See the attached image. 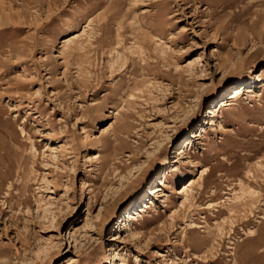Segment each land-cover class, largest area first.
<instances>
[{"label":"rangeland","instance_id":"374dc122","mask_svg":"<svg viewBox=\"0 0 264 264\" xmlns=\"http://www.w3.org/2000/svg\"><path fill=\"white\" fill-rule=\"evenodd\" d=\"M0 264H264V0H0Z\"/></svg>","mask_w":264,"mask_h":264},{"label":"bare ground","instance_id":"6f19581e","mask_svg":"<svg viewBox=\"0 0 264 264\" xmlns=\"http://www.w3.org/2000/svg\"><path fill=\"white\" fill-rule=\"evenodd\" d=\"M65 42H67V40H65ZM244 90H245V87H243L242 84L239 85V86H237V87H235V88H232V90H231L230 92H228V93L225 95L226 98H225V99H220V100H218V101L216 102V104L212 106V108H211V110H210L209 112L212 113V115H215V114H217V112H218L221 108L233 104V103L235 102V100L237 99V97H239L240 93H241L242 91H244ZM216 108H217V109H216ZM194 135H197V134L194 133ZM199 135H200V134H199ZM199 135H197V136H199ZM188 144L192 145L191 138L188 139V141H187V146H188ZM184 149H185V148H184ZM184 149L181 150V152H180L179 155H181V154L183 155ZM179 155H177L174 159H177V157H178ZM176 161H177V160H175L174 162L176 163ZM172 169H173V165L170 164V166H169V171L171 172ZM190 186H191V183H189L187 186H183V187L180 189V193H185V194H186V193H187V190H188V188H189ZM150 190H151L150 193H153V194L159 192V189H158L157 186H155V187H153V188H150ZM235 197H236V196H235ZM237 197H238V196H237ZM239 198H240V197H239ZM235 199H236V198H235ZM136 215H137V213H136ZM136 215H135L133 209H130V211L127 212V213L124 215V218H126L127 220L129 219V221H130V220H132V219H135ZM248 232H249L250 236L253 235V234L255 233L254 230H249Z\"/></svg>","mask_w":264,"mask_h":264}]
</instances>
